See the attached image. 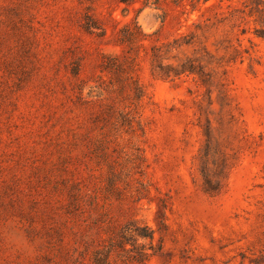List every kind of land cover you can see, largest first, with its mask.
Listing matches in <instances>:
<instances>
[{"label": "rangeland", "instance_id": "374dc122", "mask_svg": "<svg viewBox=\"0 0 264 264\" xmlns=\"http://www.w3.org/2000/svg\"><path fill=\"white\" fill-rule=\"evenodd\" d=\"M247 1L0 0V264H264Z\"/></svg>", "mask_w": 264, "mask_h": 264}, {"label": "trees", "instance_id": "16d2710c", "mask_svg": "<svg viewBox=\"0 0 264 264\" xmlns=\"http://www.w3.org/2000/svg\"><path fill=\"white\" fill-rule=\"evenodd\" d=\"M191 6L196 8L199 4H205L209 0H188ZM248 8V15L254 18V21L259 25L255 30V34L264 39V0H248L246 5ZM142 237L152 238V235H141Z\"/></svg>", "mask_w": 264, "mask_h": 264}]
</instances>
